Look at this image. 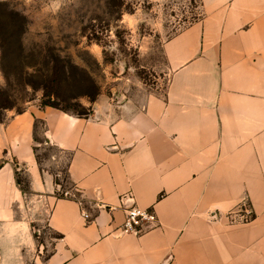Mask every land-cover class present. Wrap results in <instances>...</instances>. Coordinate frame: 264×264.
<instances>
[{
	"label": "crops",
	"instance_id": "0c3cea01",
	"mask_svg": "<svg viewBox=\"0 0 264 264\" xmlns=\"http://www.w3.org/2000/svg\"><path fill=\"white\" fill-rule=\"evenodd\" d=\"M200 10L163 45L164 93L99 100L86 116L31 105L0 118V264H264V0ZM38 124L69 154L82 205L58 196L59 172L37 158ZM38 205L57 235L45 257ZM133 206L153 208L158 225L123 233Z\"/></svg>",
	"mask_w": 264,
	"mask_h": 264
},
{
	"label": "rangeland",
	"instance_id": "374dc122",
	"mask_svg": "<svg viewBox=\"0 0 264 264\" xmlns=\"http://www.w3.org/2000/svg\"><path fill=\"white\" fill-rule=\"evenodd\" d=\"M200 17V0H0V118L45 104L90 114L99 100L164 93L163 45ZM41 129L39 157L70 189L69 154L45 144ZM32 209L45 257L57 237L46 224L50 207Z\"/></svg>",
	"mask_w": 264,
	"mask_h": 264
},
{
	"label": "built area",
	"instance_id": "2783aa9c",
	"mask_svg": "<svg viewBox=\"0 0 264 264\" xmlns=\"http://www.w3.org/2000/svg\"><path fill=\"white\" fill-rule=\"evenodd\" d=\"M60 193L65 197H73L79 201L82 205L83 201L80 197H77L75 192L71 189L63 190L60 186ZM84 218H89V213L86 210H82ZM252 218L251 211L246 212L242 215L241 220H250ZM158 225V217L154 212L153 208H141L133 206L127 208L125 211V218L122 224L123 233H132L140 235L153 227Z\"/></svg>",
	"mask_w": 264,
	"mask_h": 264
},
{
	"label": "trees",
	"instance_id": "16d2710c",
	"mask_svg": "<svg viewBox=\"0 0 264 264\" xmlns=\"http://www.w3.org/2000/svg\"><path fill=\"white\" fill-rule=\"evenodd\" d=\"M46 105H47V104H45V106H46ZM50 106H53V107L59 108V107L54 106V105H50ZM59 109L64 110V111H66V112H69V111H67L66 109H62V108H59ZM74 114H77V115H79V116H86V115H88V114H80V113H74ZM53 147H54V146H53ZM37 158H38L39 161H40L39 154H37ZM1 165H2V162H0V166H1ZM65 174H66V176L64 177V180H65V181H69V182H71L72 185H73V182L69 179L67 169H66V171H65ZM23 175H24V174H23V171H22V170H18V169L16 170V181H17V184L21 187L23 193H30L31 191H30V189H29L28 178H27L26 175H24V177H23ZM55 182H56L57 184H60V186H62L61 180L58 178V176L55 177ZM62 187H63V186H62ZM62 187H61V188H62ZM70 189H72V190L75 192V194H76L77 197H80V195H79V193L77 192V190L75 189L74 185H73V187H71ZM63 190H65V189H63ZM58 196L61 197V196H62L61 193H60Z\"/></svg>",
	"mask_w": 264,
	"mask_h": 264
}]
</instances>
